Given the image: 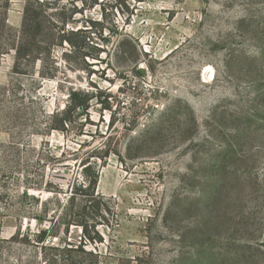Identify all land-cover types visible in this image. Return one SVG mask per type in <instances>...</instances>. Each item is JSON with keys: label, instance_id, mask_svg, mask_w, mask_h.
I'll list each match as a JSON object with an SVG mask.
<instances>
[{"label": "rangeland", "instance_id": "1", "mask_svg": "<svg viewBox=\"0 0 264 264\" xmlns=\"http://www.w3.org/2000/svg\"><path fill=\"white\" fill-rule=\"evenodd\" d=\"M89 164L101 264H264V0H0V264H53Z\"/></svg>", "mask_w": 264, "mask_h": 264}, {"label": "trees", "instance_id": "2", "mask_svg": "<svg viewBox=\"0 0 264 264\" xmlns=\"http://www.w3.org/2000/svg\"><path fill=\"white\" fill-rule=\"evenodd\" d=\"M28 14V9L26 7L24 12V27H27ZM49 23H51L53 27L56 26V24L52 22ZM37 25L39 27V24ZM61 25L62 27L58 32L62 38H56L54 32L47 35V38L49 37L51 39L48 44H51L53 47L56 45L55 41L57 39L73 45L70 38H65L66 23L61 22ZM71 33L74 34L75 32L72 31ZM23 46L26 47V45H22V47ZM98 52H100V50H98ZM82 56L85 58V61L89 58L99 60V53H86L82 54ZM93 98L94 96L89 92L71 90L69 93V110L62 112V115L65 116V114L79 109L87 110ZM58 114H60V112ZM56 116V118L59 117V115ZM67 120L69 119L64 118L61 121V125L57 126V129H64ZM99 176L96 165H84L81 181L74 186L69 195H66L65 199H56L57 208L50 214L49 210L46 209L43 216L38 218V220L47 221L46 219L49 216L48 219L50 220L48 221L51 224L49 230L42 232L39 243L46 242L50 237L60 238L59 246L54 248L57 254L52 260L53 264H101L102 255L98 250V246L104 244L105 238L99 228L105 226L110 227L113 223L112 221L115 219V212L113 207L109 205L110 201H107L103 196L97 193ZM111 216H113V220L110 219ZM72 227L80 231L79 240H77V242L68 241L66 239ZM61 234L64 235L65 239L61 237ZM89 247L94 249H89Z\"/></svg>", "mask_w": 264, "mask_h": 264}]
</instances>
